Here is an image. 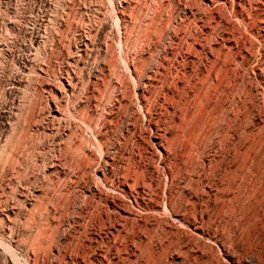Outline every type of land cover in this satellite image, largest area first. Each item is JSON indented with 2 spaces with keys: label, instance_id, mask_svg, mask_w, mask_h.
<instances>
[{
  "label": "rangeland",
  "instance_id": "obj_1",
  "mask_svg": "<svg viewBox=\"0 0 264 264\" xmlns=\"http://www.w3.org/2000/svg\"><path fill=\"white\" fill-rule=\"evenodd\" d=\"M203 1L0 0V264H264V38L257 21L264 17V0H249L246 22L229 9H221L215 22L204 10ZM118 11L125 14L121 39L116 26ZM78 33L87 39L84 53L77 50L81 44ZM226 36L237 39V48L215 51L227 44ZM184 37L212 47L213 61L220 66L216 77L208 74L214 65L203 53L199 67L193 63L185 75L170 71V63L166 70L156 71L166 46ZM244 39L245 46L241 44ZM104 58L113 59V63L93 108L88 105V95ZM123 58L134 62L139 81L127 76ZM65 70L75 71V84L72 91L60 94L58 86L64 81ZM151 76L155 80L154 87L149 88L152 96L165 87L174 88L176 93L170 124L181 126L177 132L182 135L184 153L166 158L173 170L171 192L166 197L172 198L180 219L177 222L160 208L163 176L155 148L150 150L151 157L141 154L137 165L151 187L143 190L136 186L129 192L121 188V175L128 166L125 157L118 159L115 172L107 175L111 183L103 190L107 199L92 196L90 191L100 176L93 169L101 170L104 156L114 143L121 142L129 116L123 107H117V115L105 131L106 113L121 95L134 101L136 88H142ZM217 83L222 84L219 89ZM50 88V94L61 97L59 117L49 110L53 101L46 90ZM32 111L35 116L28 137L20 140ZM100 138L103 145H94ZM131 142L128 139L125 143L126 150ZM16 149V164L5 171L6 161ZM91 149L96 160L89 166ZM52 163H60L64 169L53 173L60 164ZM112 200L114 205L109 202Z\"/></svg>",
  "mask_w": 264,
  "mask_h": 264
},
{
  "label": "bare ground",
  "instance_id": "obj_2",
  "mask_svg": "<svg viewBox=\"0 0 264 264\" xmlns=\"http://www.w3.org/2000/svg\"><path fill=\"white\" fill-rule=\"evenodd\" d=\"M204 10H208L209 13H210V19L211 20H215V22L217 21L216 19L220 18V15H219V12L220 10H224V9H229V11H232L235 13V16L238 17V19L240 21H245L248 19L247 17V14H246V11L248 10L247 7L250 6V2L249 0H204ZM22 5V4H21ZM191 6L187 7L189 9V13H191L190 10H192L190 8ZM198 7V6H197ZM264 8V7H263ZM198 10L200 11V9L198 8ZM203 10V11H204ZM198 11V12H199ZM101 12V11H100ZM115 12V11H114ZM185 12V11H184ZM205 12V11H204ZM226 12V11H225ZM231 12V13H232ZM126 13V12H125ZM187 13V11H186ZM202 13V12H201ZM223 13V12H222ZM227 13V12H226ZM116 14V13H115ZM194 14V13H193ZM206 14V13H205ZM221 14V13H220ZM250 14V13H249ZM117 23L118 25L117 26V30H118V35L120 36V39L122 38V23L124 22L125 20V14L123 11H118L117 12ZM186 15V14H185ZM207 15V14H206ZM209 15V14H208ZM223 15V14H222ZM161 16V15H160ZM163 16V15H162ZM196 16V15H195ZM253 16V15H252ZM130 17V16H129ZM208 17V16H207ZM224 17V16H223ZM201 18V17H199ZM229 18V17H227ZM251 18V17H250ZM185 19V18H184ZM202 19V18H201ZM200 19V20H201ZM225 19V17H224ZM132 20V19H131ZM199 20V19H198ZM204 20V19H202ZM221 21V20H220ZM228 21V20H227ZM230 21V20H229ZM228 21V22H229ZM258 21V24H259V29L261 31V36L264 38V17L257 20ZM209 22V20H208ZM152 23V22H150ZM177 23V22H176ZM196 23V22H195ZM227 23V22H226ZM204 24V23H203ZM202 24V25H203ZM218 24V23H217ZM255 24V23H254ZM159 25V24H158ZM219 25V24H218ZM220 25H221V22H220ZM124 26V25H123ZM148 26V25H147ZM185 26V24H184ZM200 26V25H199ZM255 26V25H254ZM179 27V26H178ZM15 28V27H14ZM150 28V27H149ZM182 28V27H181ZM188 28V27H187ZM197 28V27H196ZM216 28V27H215ZM198 29V28H197ZM200 29V28H199ZM202 29V28H201ZM147 30V29H146ZM145 30V31H146ZM174 30V29H173ZM189 30V28H188ZM195 30V29H194ZM66 31V29H65ZM152 31V30H150ZM202 31V30H201ZM259 31V30H258ZM159 32V30H158ZM198 32V31H196ZM195 32V33H196ZM228 32V31H227ZM240 32V31H239ZM175 33V32H174ZM203 33V32H202ZM205 33V32H204ZM218 33V32H217ZM232 33V31H231ZM248 33V32H247ZM59 34V33H58ZM75 34V33H74ZM134 34V33H133ZM163 34V33H162ZM178 34V33H177ZM243 34V32H242ZM241 34V35H242ZM247 35V34H246ZM258 35V34H257ZM138 36V35H137ZM194 36V35H193ZM234 36V35H233ZM260 36V37H261ZM78 37H79V40L81 42L80 44V47L77 49L78 50V53H84V49L85 47L87 46L86 45V41L87 39L85 38V36L81 35L80 33H78ZM124 37V36H123ZM163 37V36H162ZM171 37V36H170ZM169 37V38H170ZM174 37V35H173ZM180 37V36H179ZM53 38V37H52ZM75 38V37H74ZM118 38V37H117ZM146 38V37H145ZM204 38V37H203ZM208 38V37H206ZM216 38V37H215ZM222 38V36L220 37ZM243 38V37H242ZM3 39V38H2ZM61 39V38H60ZM110 39V38H109ZM225 41H226V45L224 44L223 47L219 46L220 49H216L215 51H220L221 49H233V48H237V44H236V40L234 39V37L232 39L234 40H231L228 36L225 37ZM255 39V37H254ZM62 40V39H61ZM59 40V41H61ZM133 40V39H132ZM173 40V39H172ZM205 40V39H204ZM217 40V39H216ZM263 40V39H262ZM121 41V40H120ZM128 41V40H127ZM258 41V40H256ZM143 42V41H142ZM171 42V41H170ZM241 42V41H240ZM65 43V42H64ZM122 43V42H121ZM125 43V42H124ZM205 43V42H204ZM203 43V44H204ZM210 43V42H209ZM245 39L243 40V42L241 44H243L245 46ZM7 44V43H6ZM113 44V43H112ZM117 44V43H116ZM120 44V43H118ZM126 44H129V43H126ZM131 44V43H130ZM199 40H195V39H184L183 40H177L175 39V41L171 42L170 45L167 47L166 46V49H165V54L163 55V59L160 61V64H159V67L157 68L156 71H158L159 73L166 70L167 69V66L168 64L170 63L171 66L169 67V70L170 71H174L176 73L180 72V73H185V72H188L189 70H191V65L194 63L195 65H197L199 67L198 64H201V60H203L202 58V55L201 53H203L205 59H207V61H210L213 63V69L208 72V74L211 73L210 76H212V74H214V76L216 75L217 72H219L220 70V66L217 65V62L216 61H213L215 59L213 53H214V50L212 49V47H209V48H206L204 45H203ZM8 45V44H7ZM77 45V44H76ZM132 45V44H131ZM159 45V44H158ZM45 46V45H44ZM93 46V45H92ZM117 46V45H116ZM121 46V44H120ZM119 46V47H120ZM136 46V45H135ZM211 46V45H210ZM53 47V46H52ZM107 47V45H106ZM113 47V46H112ZM127 47V46H126ZM139 47V46H138ZM122 48V47H121ZM134 48H137V47H134ZM244 48V47H243ZM2 49V48H1ZM51 49V48H50ZM132 49V48H131ZM141 49V47H140ZM149 49V48H148ZM250 49V48H249ZM57 50V49H56ZM76 50V51H77ZM107 50V49H106ZM114 50V49H113ZM117 50V49H116ZM129 50V49H128ZM254 50V49H253ZM260 50V49H259ZM60 51V50H59ZM119 51V50H118ZM121 51V49H120ZM135 51V50H134ZM3 52V51H2ZM106 52V51H105ZM114 54L115 52L112 51ZM137 52V51H136ZM221 52V51H220ZM249 52V51H248ZM77 53V52H76ZM155 53V52H154ZM242 53V52H241ZM261 53V52H260ZM48 54V53H47ZM70 54V53H69ZM72 54V53H71ZM127 54V53H126ZM219 54V53H218ZM224 54V53H223ZM103 55V54H102ZM211 56L210 57H208ZM228 55V54H227ZM251 55V54H250ZM69 56V55H68ZM113 56V55H112ZM126 56V55H125ZM139 56V55H138ZM243 56V55H242ZM70 57V56H69ZM121 57V56H120ZM257 57V56H256ZM84 58V57H83ZM108 58V56H107ZM122 58V57H121ZM210 58V60H208ZM219 58V57H218ZM244 58V57H243ZM46 59V58H45ZM81 59V58H80ZM118 59V58H117ZM124 59V58H123ZM122 59V61H123ZM134 59V58H133ZM132 59V60H133ZM220 59V58H219ZM255 59V58H254ZM124 66L126 67L125 69L127 70V76L133 81V80H138L139 77H138V74L136 73L135 71V68L133 66V64L130 62L129 59H124ZM136 60V59H135ZM83 61V60H82ZM85 61V60H84ZM113 59L109 58V59H106L104 58L102 60V63H101V66L98 70L99 72V76L95 77L96 80H94V85L92 88H90V94L88 95V98H89V103L88 105L90 107L93 106V108H95L97 105V100L99 95L102 93V86L103 85V79L107 77V75L109 74L108 71L110 69V65L112 62ZM134 61V60H133ZM158 61V60H157ZM51 62V61H50ZM44 63V62H43ZM64 63V62H63ZM69 63V62H68ZM116 63V62H115ZM114 63V64H115ZM118 63L119 60H118ZM123 64V62H121ZM137 63V61H136ZM150 63V62H149ZM224 63V62H223ZM40 64V63H39ZM50 65V63H49ZM66 65V64H65ZM118 65V64H117ZM136 65V64H135ZM209 65V64H208ZM241 65V64H240ZM255 65V64H254ZM72 66V65H71ZM114 66V65H113ZM239 66V65H238ZM120 67V66H119ZM152 67V66H151ZM196 67V68H198ZM44 68V67H43ZM48 68L50 69L51 67L48 66ZM46 68V69H48ZM114 68V67H113ZM117 68V67H116ZM115 68V70H116ZM207 69V68H206ZM222 69V67H221ZM56 70V69H55ZM54 70V72H56ZM137 70V68H136ZM141 70V69H140ZM152 70V69H151ZM194 70V68H193ZM202 70V69H200ZM199 70V71H200ZM44 71V70H43ZM120 71V70H118ZM154 70V72H156ZM196 71V69H195ZM263 71V70H262ZM75 72V71H73ZM73 72H69L68 70H65V76H63V79L64 81H61V83L59 82V85L58 87L59 88H63L62 90L58 88V90H60V94L61 93H65L66 91H72L73 90V86H74V79L76 78L75 74ZM79 72V71H78ZM110 72V71H109ZM115 72V71H114ZM45 73V72H44ZM43 73V74H44ZM82 73V72H81ZM120 73V72H119ZM195 73V72H194ZM220 73V72H219ZM217 73V74H219ZM227 75H229L230 73V70L228 69L226 71ZM117 74V73H116ZM149 74V73H148ZM237 74V73H236ZM242 74V73H241ZM111 75V74H110ZM115 75V73H114ZM118 75V74H117ZM116 75V76H117ZM124 75V74H123ZM144 75V74H143ZM162 75V74H161ZM169 75V74H168ZM173 75V74H172ZM177 75V74H175ZM185 75V74H184ZM192 75V74H191ZM197 75V74H196ZM226 75V74H225ZM95 76V75H94ZM125 76V75H124ZM140 76V75H139ZM157 76V74H156ZM155 76V77H156ZM203 76V75H202ZM209 76V75H208ZM239 76V75H238ZM45 77V76H44ZM59 77V76H58ZM80 77V76H79ZM119 77H121V74H119ZM119 77H118V80H119ZM142 77V76H141ZM148 77V76H147ZM164 77V76H163ZM207 77V76H206ZM216 77V76H215ZM219 77V76H218ZM226 77V76H225ZM51 78V77H50ZM169 78V77H168ZM172 78V77H171ZM194 78V77H193ZM45 79V78H44ZM47 79V78H46ZM85 79V78H84ZM161 79V78H160ZM77 80V79H76ZM116 80H117V77H116ZM115 80V81H116ZM125 80V79H124ZM175 80V79H174ZM191 80V78H190ZM217 80V79H216ZM228 80V79H227ZM123 82V80H121ZM139 81V80H138ZM154 78L149 77L148 78V81L146 84H144V86L142 88H136V90L134 91L135 94H134V101H130V99L126 98L124 95H121L119 96L118 98H116L114 100V104L112 105H115V107H111L108 112L106 113L107 117H108V120L106 121V128H105V131L106 129H108V126L111 122V120L113 119V117H115L117 115V112H118V108L117 107H123V110H124V114L127 115V113L129 114V118L127 117V121L125 122V127H124V132H125V135L121 138V142H116L113 144L112 146V151L107 153L105 156H104V159L103 160V164H104V167L101 169V170H97V168L95 167L93 169V171H97L100 176L99 177H96V182H94V185L92 186V188L90 189L91 193L93 194L92 196H94V194H97L98 196H104V198H106V193L107 192H103L104 188H108L110 187V184L111 183H108V180H107V175L108 173L109 174H113V166L114 164L119 161L118 159H123L125 158V160L128 162V166H126L127 168L124 170V173L122 176V181L119 182L116 178V181L119 182L121 188H123L124 190L126 191H131L133 188H135L136 186L137 187H140L141 189L144 190L145 186L147 187H151L152 183L150 182H147L146 180H144V178L141 177V175L143 176V171L139 168H137V165H138V160H140V156L141 154L142 155H147L149 154L150 157L152 154V149L155 148V151L158 152V160H157V163L158 165H160L159 167L161 168L162 170V176L161 177V181L160 184L162 186V192L163 193L162 197H161V210L166 213L167 215L169 216H172V218L175 219V221H180L179 219V216L177 215V212L173 210V204L171 202L170 199H167L166 195H170V182H172V178H173V170L172 168L170 167V165L167 164V162H169L166 158H169V156H176L178 154V152H180V154H178V156H182L184 151H183V148H182V144H181V136L180 134L177 132L178 130H180L181 126L178 124V123H174L173 126H171V118H170V115L173 116L174 118V115H175V108H173L171 102H173L176 98V93H175V90L174 88H169V87H165V90H162L163 92L162 93H157L155 94L154 96L151 95V92L149 90V88H152L154 87ZM164 81V80H163ZM166 81V80H165ZM173 81V80H172ZM171 81V82H172ZM196 81V80H195ZM203 81V80H202ZM231 81V80H230ZM44 82V81H43ZM48 81H46L44 84H46ZM58 82V81H57ZM90 82V81H89ZM117 82V81H116ZM167 82V81H166ZM170 82V83H171ZM190 82V81H189ZM198 82V81H197ZM213 82V81H212ZM228 82V81H227ZM49 83V82H48ZM135 83V82H134ZM159 83V82H158ZM206 83V82H205ZM224 83V82H223ZM244 83V82H243ZM242 83V84H243ZM41 84V82H40ZM39 84V85H40ZM123 84V83H122ZM121 84V86H122ZM126 84V83H125ZM138 84V83H137ZM137 84L135 83V85L137 86ZM166 84V83H165ZM178 84V83H177ZM228 84V83H227ZM226 84V85H227ZM47 85V84H46ZM118 85V84H117ZM140 85V84H139ZM142 85V84H141ZM175 85V84H174ZM203 85V84H202ZM220 83H217L215 85V87L219 86ZM234 85V84H233ZM53 86V85H52ZM132 86V85H131ZM159 86V85H158ZM178 86V85H177ZM222 86V84L220 85V87ZM235 86V85H234ZM248 86V85H247ZM246 86V87H247ZM48 87V86H46ZM55 88L57 86H54ZM127 87V86H126ZM130 87V85L128 86ZM156 87V86H155ZM163 87V86H162ZM175 87V86H174ZM196 87V86H195ZM229 87V86H228ZM108 88V87H107ZM115 88V86H114ZM118 88V87H117ZM135 88V87H134ZM179 88V87H177ZM187 88V87H186ZM213 88V87H212ZM218 88V87H217ZM232 88V87H231ZM240 88V87H239ZM238 88V89H239ZM44 89L41 87V90ZM57 89V88H56ZM119 89V88H118ZM125 89V88H124ZM123 89V90H124ZM129 89V88H128ZM192 89V88H191ZM219 89V88H218ZM45 90V89H44ZM57 90V91H58ZM116 90V88H115ZM51 91V88L50 90H46V94L49 95L51 98L49 100L53 101V105L50 107V112L52 114V116L54 117H59L61 115V111L63 110L61 105H60V102L58 99L60 98H56V96L53 94H50L49 92ZM89 91V90H88ZM106 91V90H105ZM125 91V90H124ZM127 91V90H126ZM125 91V93H127ZM132 91V90H131ZM130 91V92H131ZM155 91V90H153ZM201 91V89H200ZM204 91V90H203ZM216 91V90H215ZM261 91V90H260ZM45 92V91H44ZM82 92V91H81ZM180 92V90H179ZM244 92V91H242ZM55 93V92H54ZM225 93V92H224ZM56 94V93H55ZM110 94V93H109ZM113 94V93H112ZM119 94V93H118ZM130 94V93H129ZM216 94V93H215ZM46 95V96H47ZM63 95V94H62ZM77 95V94H76ZM75 95V96H76ZM85 95V94H84ZM126 95V94H125ZM133 95V94H132ZM183 95V94H182ZM211 95V94H210ZM244 95V94H243ZM61 96V95H59ZM127 96V95H126ZM129 96V95H128ZM127 96V97H128ZM235 96V95H234ZM42 97V96H41ZM48 97V96H47ZM151 97H153L154 99H152ZM184 97V96H183ZM213 97V96H212ZM104 98V97H103ZM111 98V97H110ZM131 98V97H130ZM181 98V97H180ZM194 98V97H193ZM31 99V98H30ZM240 99V98H239ZM63 100V99H62ZM61 100V101H62ZM102 100V99H101ZM132 100V99H131ZM186 100V99H185ZM192 100V99H191ZM249 100V99H248ZM68 101V100H67ZM112 101V100H111ZM183 101V100H182ZM181 101V102H182ZM35 102V101H34ZM192 102V101H191ZM37 103V102H36ZM35 103V104H36ZM185 105V102H183ZM187 103V102H186ZM203 103V102H202ZM216 103V102H215ZM34 104V103H33ZM123 104V105H121ZM178 104V103H177ZM190 104V103H189ZM68 105V104H67ZM111 105V106H112ZM181 105V104H180ZM199 105V104H197ZM65 106V105H64ZM100 107V106H99ZM103 107V106H102ZM192 107V105H191ZM204 107V106H203ZM33 108V107H32ZM187 108V107H186ZM199 108V107H198ZM35 110V109H34ZM107 110V109H105ZM170 110H173V112H170ZM192 110V109H191ZM199 110V109H198ZM97 111V110H96ZM246 111V110H245ZM37 112V110H36ZM98 112V111H97ZM103 112V111H102ZM195 112V111H194ZM92 113V112H91ZM177 113V112H176ZM223 113V112H222ZM221 113V114H222ZM66 114V113H65ZM71 114V113H70ZM188 114V113H187ZM212 114V113H211ZM27 115V113H26ZM34 113L33 111L30 113L29 115V119H25L26 121V129H25V132L23 131L22 133H24L23 135H21L22 137L20 138V140H24V138H27L28 137V132H29V129H30V126L32 124V120L34 119L33 117ZM63 115V114H62ZM186 115V114H185ZM197 115V114H196ZM223 115V114H222ZM236 115V114H235ZM28 116V115H27ZM35 116V115H34ZM181 116V115H179ZM200 116V115H198ZM207 116V115H206ZM71 117V116H70ZM186 117V116H185ZM193 117V116H192ZM37 118V117H36ZM42 118V116H41ZM76 118V117H75ZM88 118V117H87ZM101 118V117H100ZM124 118V117H123ZM195 118V117H194ZM125 119V118H124ZM187 119V117H186ZM232 119V118H231ZM38 120V119H37ZM36 120V121H37ZM57 120V119H56ZM91 120V119H90ZM102 120V119H101ZM191 120V119H190ZM193 120V119H192ZM246 120V119H245ZM34 121V120H33ZM41 121V120H40ZM58 121V120H57ZM66 121V120H65ZM125 121V120H124ZM185 121V119H184ZM233 121V120H232ZM82 122V121H80ZM87 122V120H86ZM187 122V121H186ZM209 122V121H208ZM34 123V122H33ZM24 124V123H23ZM75 124V123H74ZM77 124V123H76ZM84 124V123H82ZM86 124V123H85ZM113 124V123H112ZM186 124V123H185ZM191 124V123H190ZM198 124V123H197ZM231 124V123H230ZM234 124V123H233ZM44 125V124H43ZM61 125V124H60ZM88 125V124H87ZM165 125H167V128L165 127ZM182 125V124H181ZM211 125V124H210ZM24 126V125H23ZM41 126V125H40ZM122 126V125H121ZM187 126V125H186ZM22 127V126H21ZM61 127V126H60ZM90 127V126H89ZM95 127V126H94ZM174 127V129L172 130V128ZM25 128V127H24ZM76 128V127H75ZM200 128V127H199ZM38 129V128H37ZM69 129V128H68ZM17 130V129H16ZM228 130V129H227ZM243 130V129H242ZM203 131V130H202ZM245 131V130H244ZM13 132V131H12ZM74 132V130L72 131ZM145 133L146 134V137H143L142 136V133ZM184 132V131H183ZM229 132V131H228ZM21 133V132H20ZM76 133V132H75ZM226 133V132H225ZM14 134V133H13ZM79 134V133H78ZM82 134V133H81ZM94 134V133H93ZM98 134V133H96ZM100 134V133H99ZM34 135V134H33ZM46 135V134H45ZM56 135V134H55ZM218 135V134H217ZM96 136V135H95ZM198 136V135H197ZM34 137V136H33ZM45 137V136H44ZM71 137V136H70ZM190 137V135H189ZM205 137V136H204ZM13 138V137H12ZM72 138V137H71ZM76 138V137H75ZM78 138V137H77ZM183 138V137H182ZM196 138V137H195ZM230 138V137H229ZM83 139V138H82ZM86 139V138H85ZM128 139H131L132 142H131V145L129 147V150H126L125 149V143L128 141ZM150 139V140H149ZM188 139V138H187ZM7 140V139H6ZM10 140V139H9ZM19 140V141H20ZM26 141V140H24ZM75 141V140H74ZM82 141V140H81ZM230 141V140H229ZM7 142V141H6ZM72 142V141H70ZM76 142V141H75ZM88 142V141H87ZM90 142V141H89ZM232 142V141H231ZM10 143V142H9ZM18 143V142H17ZM36 143V142H35ZM46 143V142H45ZM61 143V142H60ZM189 143V142H188ZM11 144V143H10ZM15 144V143H14ZM29 144V143H28ZM32 144V143H31ZM69 144V143H68ZM74 144V143H73ZM86 144V143H85ZM87 145V144H86ZM94 145H98V146H102L103 145V142L101 140V138L98 140V139H95V144ZM129 145V144H128ZM196 145V144H195ZM16 146V145H15ZM29 146V145H28ZM45 146V145H44ZM73 145L71 144V147ZM76 146V145H75ZM85 146V145H84ZM83 146V147H84ZM89 146V145H88ZM205 146V145H204ZM14 147V146H13ZM110 147V146H109ZM196 147V146H195ZM15 148V147H14ZM13 148V149H14ZM33 148V147H32ZM89 148V147H88ZM6 149V148H5ZM27 149V148H26ZM61 149V148H60ZM96 149V148H95ZM103 149V148H102ZM15 150V149H14ZM12 151V155L11 157L6 161V164H5V171H9L10 169L12 170V167L14 166L15 161H14V157L15 155L17 154V149L16 151ZM32 150V149H31ZM84 150V149H82ZM99 150V149H98ZM152 150V151H150ZM23 151V150H22ZM63 151V150H62ZM77 151V150H76ZM155 151H154V155H155ZM191 151V150H190ZM207 151V150H206ZM4 152V151H3ZM32 152V151H31ZM54 152V151H53ZM68 152V151H67ZM95 152V151H94ZM94 152L92 151V149L90 150V154L87 155V165L89 164V166H92V164H95V155H94ZM199 152V151H198ZM242 152V151H241ZM247 152V151H246ZM5 153V152H4ZM62 153V152H61ZM66 153V152H65ZM80 153V152H79ZM202 153V152H201ZM245 153V152H244ZM2 154V153H1ZM35 154V153H34ZM60 154V153H59ZM85 154V153H84ZM204 154V153H203ZM25 155V154H24ZM28 155V154H27ZM37 155V154H36ZM56 155V154H55ZM54 155V156H55ZM66 155V154H65ZM77 155V154H76ZM61 156V155H60ZM83 156V155H82ZM98 156V155H97ZM148 156V155H147ZM157 156V155H156ZM171 156V157H172ZM19 157V156H18ZM53 157V156H52ZM51 157V159H52ZM58 157V156H57ZM4 158V157H2ZM7 158V157H6ZM31 158V156H30ZM77 158V157H76ZM142 158V157H141ZM147 158V157H146ZM202 158V157H201ZM24 159V158H23ZM35 159V158H34ZM58 159V158H57ZM61 159V158H59ZM75 159V158H74ZM82 159V158H81ZM180 159V158H179ZM183 159V158H182ZM198 159V158H197ZM17 160V159H16ZM69 160V159H68ZM176 160V158H175ZM188 160V159H187ZM191 160V159H190ZM61 161V160H60ZM74 161V160H72ZM71 161V162H72ZM124 162V161H123ZM198 162V161H197ZM5 163V162H4ZM62 163V162H61ZM149 163V162H148ZM176 163V162H175ZM187 163V161H186ZM247 163V162H246ZM55 166H58V164L60 163H54ZM52 163V165H54ZM171 164V163H169ZM179 164V163H178ZM52 165H50L51 167H53ZM74 165V163H73ZM81 165V163H80ZM121 165V164H120ZM124 165V164H123ZM40 166V165H39ZM82 166V165H81ZM100 166V165H99ZM116 166V165H115ZM192 166V165H191ZM73 167V166H72ZM118 167V166H117ZM210 167V166H209ZM14 168V167H13ZM46 168V167H45ZM57 168V167H56ZM78 168V167H77ZM83 168V167H82ZM125 168V167H124ZM141 168V167H140ZM226 168V166H225ZM60 169H64L62 164H60V167L58 166V168L55 170V167H54V171H59ZM73 169V168H72ZM81 169V168H80ZM116 170V168H114ZM10 170V171H11ZM40 170V169H39ZM79 170V168H78ZM86 170V169H85ZM200 170V169H199ZM205 170V169H204ZM72 171V170H71ZM81 171V170H80ZM74 172V171H73ZM115 172V171H114ZM118 172V171H117ZM152 174H153V170L151 171ZM198 172V171H197ZM202 172V171H201ZM2 173H5L4 171ZM1 173V174H2ZM8 173V172H6ZM11 173V172H10ZM27 173V172H26ZM65 173V172H64ZM94 173V172H93ZM96 173V172H95ZM145 173V172H144ZM148 173V172H147ZM155 173L158 174V171L155 170ZM36 174V173H35ZM210 174V173H209ZM215 174V173H214ZM19 175V174H18ZM208 175V174H207ZM211 175V174H210ZM24 176V175H23ZM96 176H97V173H96ZM216 176V175H215ZM3 177V176H2ZM53 177V176H52ZM84 177V176H83ZM120 177V176H119ZM118 177V178H119ZM145 177V175H144ZM158 177V176H156ZM199 177V176H198ZM207 177V176H206ZM4 178V177H3ZM25 178V177H24ZM38 178V177H37ZM45 178V177H44ZM115 178V177H114ZM227 178V177H226ZM9 179V178H8ZM42 179V178H41ZM47 179V178H46ZM53 179V178H52ZM7 180V179H6ZM19 180V179H18ZM92 180V179H91ZM202 180V179H201ZM37 181V180H36ZM41 181V180H40ZM52 181V180H51ZM113 181V180H112ZM115 181V180H114ZM70 182V181H69ZM199 182V181H198ZM210 182V181H209ZM41 183V182H40ZM53 183V182H52ZM58 183V182H57ZM61 183V182H60ZM116 183V182H115ZM65 184V183H64ZM63 184V185H64ZM180 184V183H179ZM216 184V183H215ZM47 185V184H46ZM99 185L101 187H99ZM156 186V185H155ZM206 186V185H205ZM209 186V185H208ZM6 187V186H5ZM28 187V186H27ZM47 187V186H46ZM63 187V186H62ZM114 187V186H113ZM119 187V186H118ZM146 187V188H147ZM105 189V190H106ZM217 189V188H216ZM228 189V188H227ZM53 190V189H52ZM70 190V189H69ZM104 190V191H105ZM112 190V189H111ZM115 190V189H114ZM123 190V191H124ZM232 190V188H231ZM61 191V190H60ZM141 191V190H140ZM59 192V191H58ZM116 192V191H115ZM114 192V193H115ZM230 192V191H229ZM49 193V192H48ZM110 193V192H109ZM137 193V192H135ZM148 193V192H147ZM153 193V192H152ZM197 193V192H196ZM219 193V192H218ZM34 194V193H33ZM58 194V193H57ZM229 194V193H228ZM23 195V194H22ZM126 195V194H125ZM197 195V194H196ZM203 195V194H202ZM44 196V195H43ZM66 196V195H65ZM96 196V195H95ZM135 196V195H134ZM48 197V196H47ZM75 197V196H74ZM86 197V196H85ZM84 197V198H85ZM174 197V196H173ZM1 198V197H0ZM38 198V197H37ZM64 198V197H63ZM70 198V196H69ZM117 198V197H116ZM126 198V197H125ZM151 198V197H150ZM231 198V197H230ZM107 199V198H106ZM156 199V198H155ZM154 199V200H155ZM226 199V198H225ZM122 200V199H120ZM215 200V199H214ZM221 200V199H220ZM13 201V199H12ZM42 201V200H41ZM97 201V200H96ZM114 200L112 201H109L110 203H113ZM44 202V201H43ZM75 202V201H74ZM99 202V201H98ZM102 202V201H101ZM125 202V201H124ZM136 202V201H135ZM183 202V201H182ZM3 203V202H2ZM1 203V204H2ZM51 203V202H50ZM60 203V202H59ZM83 203V202H82ZM92 203V202H91ZM176 203V202H175ZM187 203V202H186ZM38 204V203H37ZM99 204V203H98ZM104 204V203H103ZM4 205V204H3ZM71 205V204H70ZM94 205V204H93ZM101 205V204H100ZM156 205H159V204H156ZM177 205V204H176ZM37 206V205H36ZM53 206V205H52ZM55 206V205H54ZM66 206V205H65ZM76 206V205H75ZM80 207V205H78ZM119 206V205H118ZM225 206V205H224ZM3 207V206H2ZM25 207V205H24ZM33 207V206H32ZM176 207V206H175ZM42 208V207H41ZM47 208V207H46ZM61 208V207H59ZM64 208V207H63ZM153 208V207H152ZM5 209V208H4ZM37 209V208H36ZM52 209V208H51ZM82 209V207H81ZM94 209V208H93ZM98 209V208H97ZM137 209V208H136ZM135 209V210H136ZM156 210V208H153V210ZM38 210V209H37ZM49 210V209H48ZM73 210V209H72ZM108 210V209H107ZM139 210V209H138ZM31 211V210H30ZM34 211V210H33ZM83 211V210H82ZM58 212V211H57ZM87 212V211H86ZM89 212V211H88ZM137 212V211H136ZM208 212V211H207ZM56 213V212H55ZM138 213V212H137ZM151 213V212H150ZM227 213V212H226ZM98 214V213H97ZM96 214V215H97ZM153 214V213H152ZM7 215V214H6ZM65 215V214H64ZM70 215V214H69ZM147 215V214H146ZM57 216V215H56ZM77 216V215H76ZM40 217V216H39ZM126 217V216H125ZM128 217V216H127ZM151 217V216H150ZM31 218V217H30ZM34 218V216H33ZM56 218V217H55ZM60 218V217H59ZM80 218V217H79ZM83 218V217H82ZM103 218V217H102ZM141 218V217H140ZM156 218V217H155ZM194 218V217H193ZM86 219V218H85ZM138 219V218H137ZM3 220V219H2ZM31 220V219H30ZM55 220V219H54ZM156 220V219H155ZM59 221V220H58ZM163 221V220H162ZM147 222V221H146ZM157 222V221H156ZM79 223V222H78ZM128 223V222H127ZM97 224V223H96ZM124 224V223H123ZM71 225V224H70ZM80 225V224H79ZM114 225V224H113ZM184 225V224H183ZM106 226V225H105ZM132 226V225H131ZM29 227V226H28ZM36 227V226H35ZM111 227V226H110ZM132 228V227H131ZM146 228V227H145ZM178 228V227H177ZM110 229V228H109ZM158 229V228H157ZM165 229V227H164ZM180 229V228H179ZM129 230V229H128ZM133 230V229H132ZM78 231V230H77ZM135 231V230H134ZM163 231V230H162ZM132 232V231H131ZM164 232V231H163ZM139 233V232H138ZM156 233V232H155ZM161 234V233H160ZM193 234V233H192ZM122 235V234H121ZM51 236V235H50ZM147 236V235H146ZM106 237V236H105ZM177 237V236H176ZM47 238V237H46ZM50 239V238H49ZM84 239V238H83ZM118 239V238H117ZM124 239V238H123ZM123 239H122V242H123ZM152 239V238H151ZM155 239V238H154ZM104 240V239H103ZM118 241V240H117ZM136 241V240H135ZM34 242V240H33ZM48 242V241H47ZM152 242V240H151ZM77 243V242H76ZM132 243V242H131ZM136 243V242H135ZM19 244V243H18ZM38 244V242H37ZM74 244V243H73ZM92 244V243H91ZM81 245V244H80ZM86 245V244H85ZM20 246V245H19ZM66 246V245H64ZM128 246V245H127ZM78 247V246H77ZM72 248V247H71ZM80 248V247H79ZM7 249V248H6ZM39 249V248H38ZM75 249V247H74ZM77 249V248H76ZM106 250V249H105ZM119 250V249H117ZM121 250V249H120ZM109 251V250H108ZM111 251V250H110ZM9 252V251H8ZM75 252V251H74ZM128 252V251H127ZM126 252V253H127ZM72 253V252H71ZM96 253V252H95ZM62 254V253H61ZM16 255V253H15ZM143 255V254H142ZM144 256V255H143ZM78 257V256H77ZM105 257V256H104ZM57 258V257H56ZM106 258V257H105ZM123 258H125V256H123ZM38 259V258H37ZM87 259V258H86ZM99 259V258H98ZM31 260V259H30ZM83 260V258H82ZM107 260V259H106ZM58 261V260H57ZM123 261V260H122ZM154 261V260H153ZM43 262V261H42ZM21 263V262H20ZM28 263V262H27ZM94 263V262H93Z\"/></svg>",
  "mask_w": 264,
  "mask_h": 264
}]
</instances>
